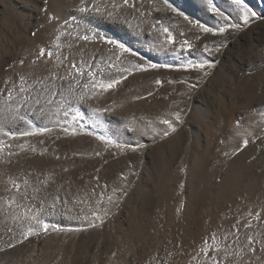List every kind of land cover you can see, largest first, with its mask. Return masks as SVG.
<instances>
[{"label":"bare ground","instance_id":"bare-ground-1","mask_svg":"<svg viewBox=\"0 0 264 264\" xmlns=\"http://www.w3.org/2000/svg\"><path fill=\"white\" fill-rule=\"evenodd\" d=\"M22 1L15 0V17L16 19H19V25L17 29L14 28L15 34H11L13 36L15 35L14 42L17 48V52L15 51L14 53H9V51L7 52L8 49L6 50V52H0V90L5 89L9 91L13 88V86H16L18 92L20 77L24 76L27 81L26 86H31L32 90L30 93L24 94L30 95L31 99L24 103V106L19 109V113H24L25 111L28 112V114L24 113V115H28V119L27 117V120L24 119V121H27V124L25 127L21 128V132L35 131L39 128L51 129V131L49 132L41 133L44 135L33 137L32 139V143L34 142V144H37L36 147H39V151L41 152H35V156L33 157L31 164L30 162L28 163L31 166L33 165L35 170L39 172V175H34L33 178H41L42 182H48L50 185L47 188L49 189V192L52 196H54L53 194L56 193V191H59L60 193H62V196L63 194L65 195L66 200L73 202V204H81L84 210V214L85 212L92 211L93 209H95V211H102L105 209L104 207H107V205H111V202H109L108 200L109 195L106 194L105 191H103L102 189L100 190L98 187H95V189H93L94 193L89 196L87 192L77 189L76 186L78 187V185H68L66 180L67 178L60 175L62 174V172L59 173L54 169L49 168V163L46 161L47 156H52L55 154L57 155V153L60 154V156L65 155V153H62V150L64 149L63 144L61 143L62 141L58 140L57 138H53V136L57 132V129H59V126L62 124V122L65 121L67 117L74 115V113L77 111H79L84 117V119L82 120L89 121L91 123V126L94 130L101 132L106 136H112L117 140H123L124 138L122 130L124 129L125 120L127 118L126 115H128V121H137V124L142 127L143 120L141 119V117H139V115L137 117V115L134 113V107L136 106V104H133V100L137 98L138 95L143 96L142 93H139L140 90H136L134 92L129 91V94L125 93L124 97L121 98L118 93H109L99 96L100 89L93 90L89 88L85 90L82 89L81 86L85 83H90L91 81V77L88 76L87 72H95L97 69L102 68L108 62L112 61L118 56V52H111L109 45H104L100 41L102 40V37H111L113 35L117 36L120 41L124 42L123 44L125 46L134 48L139 52H145L148 48H151L153 51H155L157 46L155 43L159 42L160 44H162L161 41L163 42L164 39L167 38V35L162 31V29L164 27H167L169 31L171 30L168 24H165V22L162 21L163 18L161 21H159L160 18L155 11V6L154 8H152V6L153 4H159L169 9V11L171 10V8L167 6V2H165L166 0H143L144 4L141 3L140 6L137 5V0H129L128 4H125L124 0H92L90 2V7H99L100 12H96V16L92 19L85 20L82 17L75 16L67 22H64L58 26L57 34L52 41V44L55 48V50H52L53 62L47 74L44 76H40L37 72V66L36 64H34L37 62L23 66L19 65V56L23 54L22 52L31 42V36L29 35L30 33H28V22L26 25L24 18L25 16H27L26 18L30 19L33 16V10L35 9L34 11H36L38 9V0H30L31 2H33L31 4L32 8L29 7L30 4H28L29 6L27 8V4H23L24 1ZM208 1L211 2L213 0H171L170 2H173L172 6H178L181 9H185L189 6L193 8H202L203 5H205V3H207ZM214 1H217V3L220 4L224 0ZM263 1L264 0H244V6L249 7L255 6L257 4L260 5L261 3L263 4ZM113 4H115L117 7L113 8ZM206 6L208 7V5ZM221 6H223V4ZM202 9H204V7ZM237 9L241 10L242 7L237 6ZM23 10H25V12ZM109 13H113V15L110 16ZM10 14L12 13L10 12ZM104 16L106 17L104 18ZM61 33H64V35L61 36ZM84 35H88L89 39L84 40L82 38ZM58 36L60 37L59 41H57ZM204 37L205 36H201L199 37V39H197L198 44L199 42H203L205 40ZM0 42H2V40ZM216 42L218 43V40ZM262 42L264 43V39L262 40ZM57 44H59L58 48L56 47ZM258 46V44L250 42L244 49L245 56L247 57V59L245 58L246 62L253 70L249 72L242 71L240 73L233 67L228 75H222L220 83H218V85H215L221 88H219V92H215L216 90L214 91V103H209V105H206L204 109H199L200 112L198 114L194 115L196 116L197 121L195 136H193V138L186 142V144L184 143L185 145L189 146V149H187V156H185V160H183V162L185 161V164L183 165L187 166L188 168L185 178H178V175L181 172L182 165L178 163V159L174 158V156L165 161L163 165L159 169H157V171H155V169L144 172L146 174V176L144 177L146 178L144 179L145 181L142 179L143 182H141L139 188L138 186H136L137 188L135 187L136 189H134L133 193L131 192V195H133L131 197L132 202L129 200L130 198H127L125 201V208L126 210H128V217H126L128 221H125L128 224L130 223V225L124 223V218L123 220L118 219L119 222L115 226L117 227V232L114 231L116 232V234H114L113 231L110 232V235L105 230H102L100 232L102 237L104 236L106 238V250L109 253L104 261L101 260L100 264H109L110 262H113V264H139L141 260L142 262L148 261L149 264L210 263L211 260L204 256L201 249L205 247V241H208L210 246L212 245V242H210L212 241V234H215V236L218 235L219 237H227L226 240L222 239L226 242L229 239L227 243L225 241H221V244L218 245L221 247V249L227 248L228 252L234 251L236 253V251L234 250L235 246L232 240L233 238H235L234 236L236 234L234 235L233 232H235L236 228H239L241 230L240 236H244L246 232L251 230V227H246V225H248L247 218L249 216L247 209H252L255 213H259V215L264 217V173L259 179L251 181L250 178L246 177L240 169V164L244 162H251L249 160L251 152L243 153L241 151V147H243L244 145V139L248 140L253 135L257 136L258 132L263 131L264 126V107H254V109H252L253 104L259 103L260 105L264 103V48L258 51ZM4 47L7 46L4 45ZM66 54H72L74 56L73 60L75 62L78 61L77 63L79 64V68L84 72V75L82 77L76 72L74 68L68 67V62L64 58ZM151 54L153 55L154 53ZM13 58H16V63L13 65L10 71H5L6 67L4 68V66L12 62L13 60L11 61V59ZM254 58L256 59V61L253 60ZM138 59L140 58L138 57ZM138 64L139 63L137 57L131 54L127 56L126 59H124L122 67H126L131 69L132 71H136L139 69L136 67ZM8 66L10 67V65ZM108 70L107 73L96 75V82H99L101 78L107 81L110 79H117L121 75H127V73H118L114 68L111 70L108 68ZM53 73H55V77L53 76ZM149 74L150 72L142 75L137 74V76H135V82L140 83L142 81H145L146 77H149L151 75ZM7 78L9 79L8 82L6 81ZM77 80H79L80 86H78ZM37 81H42L47 85L48 89L52 90V92L44 91L42 84L36 83ZM70 87L73 89L71 93L67 91ZM38 91L39 96L37 97ZM82 91L87 92L88 94L85 96L84 100H79L77 97ZM93 92L95 94H93ZM17 98L18 100H20L21 96L17 95ZM37 99H39L38 104L35 103ZM241 102L243 106L242 104L237 105ZM153 110L151 112H153ZM65 112H67L68 115H65ZM7 114L8 113H5V116ZM10 115L11 114H8L7 117H10ZM5 116L3 117L5 118ZM143 119H145V117ZM18 122L19 120L17 121V123ZM133 124L135 125L134 122ZM16 125L17 124L15 121V126ZM140 126H138V128H141ZM3 127L5 126L3 125ZM144 127L146 128V125ZM151 127L153 128L154 126L152 125ZM154 129L155 128H153V131ZM0 135L4 136L2 133ZM25 137L27 138V136H18L16 139H12L11 141L17 142L19 144L23 142L24 145ZM82 137H79L70 143L80 144L84 147H87L86 142ZM202 137L205 138L204 144H202ZM5 139L8 140L9 138L6 137ZM181 139L182 137H176L174 138V142H176L178 145H181ZM10 144L12 146V143ZM16 146L18 147V145H15V147ZM10 151H12V149ZM233 154H235L236 156L234 161L230 163L228 161ZM182 159L184 158L182 157ZM14 162L16 163V161ZM215 162H219V164L223 162L222 164H224L226 167L225 168L223 166L225 168L226 176L222 178V180L218 183H216L215 180L219 175V171L217 172L219 166H211V164ZM11 165L9 164V166ZM14 165L12 166L14 167ZM16 166H18V164H16ZM65 167H67L68 169ZM65 167L64 168L69 171L67 172L66 170H64V173H67L65 175L69 177L70 175H72L70 173V168L68 167V164H66ZM1 168H4V166L0 167V169ZM8 168L10 169V167ZM6 170L8 171V169ZM13 171L15 172V169ZM8 172L5 171L4 174L7 175ZM11 176H13V174ZM5 177L7 178V176ZM8 179H10V177H8ZM2 180L1 182L3 183ZM34 180L35 179H33V181ZM174 184L177 185L175 186ZM2 186H0V188ZM29 188L31 187H28V191ZM31 190L32 191H30V193L33 192V189ZM178 191H183L184 194L177 200H175V194ZM21 192H23V190ZM101 193H103V202L101 204H97L96 202L98 199H100ZM30 195L32 196V194ZM30 195L28 194L29 198H34V196L31 197ZM36 195L37 197L35 198L41 201L42 195H38L37 193ZM63 199L64 198H62V200ZM25 200L26 201H22H24V203L26 202L27 204L29 200ZM142 200H145L146 203L143 202V204ZM31 201L35 203V200ZM39 203L41 205V202ZM37 204L38 203L36 202V205ZM136 205H138L139 207H136ZM160 205L162 206L163 210L159 209L158 206ZM34 207L33 209H35ZM6 217H3L4 220ZM78 217L79 216H77V218ZM4 220H0L1 224ZM9 220H11V218ZM10 235L11 234H9L8 236ZM57 236H52L49 242H46V248L48 250L50 249L49 251H51V254L47 259H41L42 257L37 255L32 257V247L30 246L26 250L25 248L28 245L23 244L24 246L19 248L17 247L16 250L19 249L18 251H21L20 253L23 252L24 254L27 251H31L30 257H32V259H30V262L28 263L27 259L29 258V256H27L28 258H25V256L22 254L24 258L21 259V256L20 261H24V264H51L50 262H55L54 264H92L93 260L89 257L90 250H83L79 239L78 242L70 240V238V241L66 242L64 239V241L59 244V242L57 241L59 236L58 238ZM108 237L109 242L107 241ZM137 242L140 246H138ZM40 249L42 248L40 247L39 250ZM53 249L60 251H62V249L66 250L61 261H59L61 258L58 259V254L60 253H56V251H54ZM13 250L15 249L13 248ZM81 253L83 255H81ZM220 253H223V251H221ZM2 254H0V264H13L15 262L13 261L12 263L11 261L10 263V258L15 256V254L17 255L16 252L10 251L6 252L3 255ZM214 254L217 256L215 251H210L208 255L209 257H211ZM238 257L239 261H236L237 264H264L263 257H252V261L247 258H242L240 256ZM14 258L18 259L19 257ZM55 258H57L58 260H56ZM233 262L234 261L229 260L228 264H236ZM21 263L23 264V262Z\"/></svg>","mask_w":264,"mask_h":264},{"label":"rangeland","instance_id":"rangeland-1","mask_svg":"<svg viewBox=\"0 0 264 264\" xmlns=\"http://www.w3.org/2000/svg\"><path fill=\"white\" fill-rule=\"evenodd\" d=\"M23 1H22L23 4H27L26 5L27 8L29 6L28 4H30L29 7L32 8L31 4L33 2H31L30 0H23ZM91 1L92 0L89 1L88 0H38L37 2L38 9L36 8L37 9L36 11H34L35 9L33 10V16L30 19L26 18L27 16H25L24 18L26 25L28 22V28H29L28 33H30L29 35L31 36V42L22 52L23 54L19 56L20 57L19 61H23V64L19 62V65L22 66L29 65L31 63H34L35 61L37 62L34 64H36L37 66L38 75L40 76L46 75L53 62V57L51 58L47 57V51L55 50L52 41L54 40L55 35L57 34L58 26L64 22H67L68 20L72 19V17L75 16L82 17L85 20H89L95 17L96 11L95 9H93L94 7H90ZM170 1L171 0L165 1L167 2V6L171 8L170 11L166 7L161 6L159 4H153L152 8H154L155 6V11L158 17L160 18L159 21H161L163 18L162 21H164L165 24H168L171 30L170 32H172V35L174 36L175 34L174 43L172 44L167 43L166 42L167 38H165L163 42L161 41L162 44H160L159 42L158 43L154 42L157 45L155 51H153L151 48H148L145 51L146 53L139 52L134 48L125 46L126 48L130 49V52L120 55L119 49L116 48L115 45L107 43L108 40H114L117 43L123 44L124 42L120 41L117 36H114L112 33L113 36L102 37V40H100L104 45H109L111 52L113 51L115 53L118 52L117 55L120 56V61H119L120 67L123 66L122 63L124 59H126L127 56L131 55V53H135V56L137 57L139 63L138 65L140 66V68L136 71H132L133 75L132 74L127 75V78L123 79L122 82L119 83L115 88L110 89L108 91H103L100 89L99 96L106 95L109 93H115V94L118 93L120 97L123 98L125 93L129 94L130 92L140 90L139 93H142L143 96L138 95L137 96L138 99L135 98L133 100V104L134 105L136 104V106L134 107L135 108L134 113L137 115V117L139 115V117H141V119L143 120V125L141 124L142 127L137 124V121L136 122L133 121L135 125L133 124V122L128 121V115H126L127 121L124 118L125 125H124V129L122 130L124 138L123 140H117L112 136H106L103 133L94 130L89 121L77 120L74 122L72 119L73 115H71L69 116L70 118L67 117V119L62 122V124L60 125L61 127L59 126V129H57L56 132L58 134L55 133L54 134L55 137L53 136V138H57L58 140L62 141L61 143L63 144L64 147L62 153H65V155L60 156V154L57 153V155L55 154L46 157V161L49 163L50 166L49 168L54 169L59 173L62 172V174L60 175L65 176L67 178L66 180L68 185L70 186L78 185V187L76 186V188L79 190H83L84 192H87L89 196H91V194L94 193L93 189H95V187H98L100 190L102 189L103 191H105L106 194L111 196L112 199L114 198L113 200H111V205H107V207H104L105 209L102 211H95V209H93L92 211L85 212L84 214L83 212L84 210L81 204L80 205L78 203L73 204V202L66 200L65 195L63 194L62 196V193H60L59 191H58L59 193L56 191V193L53 194L54 196H52L49 192V189L47 188L50 185L48 182L45 183L42 182L41 178L39 179L33 178L34 175H39V172L36 171L33 165L31 166L30 164L32 162L33 157L35 156V152H39V153L41 152L39 151L40 148L36 147L37 144H34V142L32 143L33 141L32 139L33 137L41 136L44 134L38 133L34 136L32 135V137H28V136L27 138L25 137L24 149H21L19 147V145L23 144V142L20 144L17 142H12L11 141L12 139H8V140L5 139L7 136L4 137L5 135L4 136L0 135L1 136L0 141H4L7 144L12 143L11 146L12 151H10L11 150L10 148L9 149L5 148L3 152H0V167L4 166L5 168V169L1 168L2 170L0 169V174H2L0 175V182L5 176H7V178L5 177L2 180L3 183L2 182L0 183V186L4 184L2 186L3 188L1 187L3 191L0 188L1 189L0 196L1 197L5 196L4 198L7 199L10 195L16 194L15 190H13L11 193L6 192L4 190L6 186L10 187V185H8L7 182L9 181L8 177L10 178L12 177V179L19 178L16 181L21 185H23V181L27 179L29 181L28 187H31L29 188V191L27 188V192L29 195L32 194V196L30 195L31 197L34 196V198H29V197L27 198L29 200V201L27 200L28 201L27 204L29 203L28 205H30L32 208L34 207L35 204L34 207L35 209L39 207L42 208L43 211L41 212L42 215L41 218L45 223L50 225L48 232L46 233L40 232L39 235H32L29 238L24 239L23 235H21L22 228L19 224V221H17V223L16 222L14 223L11 216L9 217L10 215L9 213L12 210L7 208H5L4 210H0V214H1L0 220H4L3 217L7 216L5 218V220L7 219L6 222L5 220L3 221L5 223L2 222L1 224L0 222L1 224L0 229H2L0 230V240H1L0 254H2L3 252H4L3 254H5L6 252H10V251H14L17 253V255L15 254V256L11 257L12 259L10 258V263L11 261L12 263L13 261H15L14 262L15 264H20L21 262H23L24 264V261L22 260L20 261L21 256H22L21 259L24 258V256L25 258H28L27 256H29V258L27 259L28 263L30 262V259H32V257L36 255L41 256L42 257L41 259H47L48 256H50L51 251H49L50 249L48 250L46 248V242H49L51 237L55 235L59 236V238L57 236L58 238L57 241L59 242V244H61L62 241H64V239L66 242L70 240L78 242L79 239V241L81 242V246L83 247V250L84 249L85 251L86 249L90 250L89 257L93 260L92 264H100L101 260L104 261L109 253L106 250V246H107L106 238L104 236L102 237L100 232L102 230H105L109 235L111 234L110 233L111 231H113V233L116 234L117 227L115 226L119 222V220L121 219L123 220L124 218L123 221L125 220L128 221V219L126 218L128 217V210H126L125 208V203H126L125 201L127 198H130L129 199L130 201L132 200L131 197L133 195H131V192L133 193L134 189L137 188L136 186H138L139 188L141 182H143V180L146 179L144 178L146 176L144 172L155 169H156L155 171H157V169H159L165 161L169 160L170 157L174 156V158L178 159V163L182 165L181 172L178 175V178H185V176L187 175L188 168L187 166L183 165L185 164V161L183 162V160H185V156H187L186 154L188 153L187 149H189V146L185 144L191 138H193V136H195L197 129L196 116L194 115L198 114L200 110L204 109L206 105H209V103H214L213 102V100L215 101L214 91L216 90L215 92H219L218 90L219 88H221L215 85H218V83H220V79L222 75L224 74L228 75V73L231 71V69H233V67L237 69L240 73L242 71L249 72L253 70L246 62L247 57L245 56L244 49L246 45L250 42L259 45L258 51L264 48V43L262 42V40L264 39V1L263 4L261 3L260 5L257 4L255 6H249V7L247 6L248 8L246 7L249 13L247 22H245V20L243 19V15H244L243 9L241 10L237 9V6L233 3V0H224L220 4L214 0L211 2L208 1L207 3H205V5H203L204 9H202L203 7L193 8L189 6L186 7L188 10L185 7L184 8L186 10L183 8L181 9L178 6H172L173 2ZM136 3L137 5L140 6L141 3H143V0H137ZM222 4L223 6H221ZM206 5H208V7ZM14 6H15V0H0V35H1L0 39L2 40V42H0L1 53H3L4 51L6 52L7 49H8L7 52L9 51V53L12 52L14 53L15 51L17 52V48L14 42L15 35L14 36L11 35V34H15L14 30L17 29L19 25L18 22L19 19H16L15 17L16 9H14ZM81 8H88L89 11L82 12L80 10ZM23 11L25 12V10ZM10 12L12 14H10ZM252 13H254L255 15H252ZM105 17L106 16H104V18ZM170 24L173 26H171ZM226 24L235 25L236 27H230L223 34L204 33L201 31L202 27H210L215 30L225 26ZM189 36L192 38H190ZM201 36L202 37L205 36L204 37L205 40L203 41L204 43L199 42L198 44L197 39H199V37ZM184 40H188L192 44V46H194L192 47L191 51L182 50L180 48V44ZM217 40L218 43L216 42ZM4 45H6L7 47H4ZM206 46L210 51L207 52L204 51ZM41 49H44L46 54L44 57L38 58ZM149 53L150 54L154 53V54L150 55ZM73 57L74 56L72 54H66V56L64 57L68 62V67L72 68L73 64L79 67V64L77 63L78 61L75 62L73 60ZM138 57L140 59H138ZM255 58L253 60L256 61L257 58L256 59ZM11 61L12 62L4 66V68L6 67L5 68L6 70L4 69L5 71L11 70L13 65L16 63V58L11 59ZM116 62H117L116 58H114L112 61L108 62L102 68L97 69L94 73L96 75L107 73L109 71L108 68L110 70L113 69L110 68L109 65ZM201 63L205 64V67L203 69L192 67V65H199ZM153 64L157 65V67H151V65ZM8 65H10V67ZM148 72H150V74L152 72L153 73L151 75L149 74L150 76L146 77L145 81H142L140 83L135 82L136 81L135 76H137V74L142 75V74H147ZM6 81L8 82L9 79L7 78ZM157 81H160V83H157ZM3 90H0L1 91L0 93L3 92V95H1L0 97V101L4 99V97L7 95L8 92V90L5 89ZM118 91H120L121 93ZM16 99L18 100L17 96ZM241 104L242 102L240 104L238 103L237 105H241ZM263 104L259 105V103H255L253 104L252 109H254V107L263 108L264 107ZM3 107H4L3 104H0V108L3 109ZM152 110L153 112H151ZM0 112H1L0 114V120H1L2 118H4L3 116H5V113L2 111ZM24 113L28 114L27 111H25ZM24 113L22 112L20 114L24 117L25 120H27L28 115L27 114L24 115ZM151 114L154 116H152ZM177 114H179V119H177ZM144 117L146 120L143 119ZM7 118L8 119L5 118L2 119L3 120V121L1 120L2 122L0 121V127L5 129L4 131L6 130L12 131L13 133L17 131L16 133H19L21 132V128L25 127L27 124V121H24V119L23 121L19 120L20 123L19 122L17 123L18 120H15L17 124L15 126V121L11 119V115L10 117L8 116ZM166 119L172 122V127H169V125L163 123V121ZM150 124H152L154 126L153 128L156 129V130L154 129L155 132L153 131V128L151 127L152 125ZM3 125L5 127H3ZM137 125L140 126L141 128H138ZM145 125L146 128L144 127ZM173 127L175 128V131L172 130ZM63 128L68 129V131H64ZM73 130H75V134H71ZM173 135L174 138L182 137L181 140L183 144L181 143V145H178L176 142H174ZM76 137L77 138L82 137L85 140L87 147H84L80 144H71L70 142L77 139ZM99 137H104L105 139L102 140ZM202 140H203L202 144H204L205 138L202 137ZM15 145H18V147L16 146L17 147L16 148ZM32 149H35V151H33ZM241 151L243 153L251 152L249 159L251 162L250 163L244 162L240 164V169L242 173L246 177H249L251 181L252 180L255 181L259 179L264 173V126H263V131L258 132L257 136L253 135L251 136V138L248 139L247 146L243 145V147H241ZM9 152H11L12 155H9ZM181 156L184 159H182ZM235 156L236 155L233 154L228 162L232 163L235 159ZM14 161H16V163ZM29 162L30 164H28ZM222 163L219 164V162H215L211 164V166L214 167L219 166L217 169V172L219 171L218 172L219 175L215 180L216 183L220 182L222 178L226 176V172H225L226 167ZM9 164L14 165V167L16 166V164H18V166H16L17 168L16 167L14 168L12 165L9 166ZM66 164H68V167L70 168V173L72 174L69 177L65 175L67 173H64V170H66L67 172L69 171L67 170L68 168L65 167ZM147 165L151 169H149ZM8 167H10V169ZM64 167L67 169H65ZM6 169H8V171L10 172H8ZM14 169L15 172L13 171ZM5 171L8 172L9 174L8 173L7 175L4 174ZM11 171H13L14 173ZM12 174L13 176H11ZM31 177L36 181L35 180L33 181ZM32 185L33 187L36 185L34 188L40 189V191L37 194L42 195L41 201L35 198L37 197L36 193L34 192L30 193V191H32L31 189H34ZM174 185L176 186L177 184ZM22 190L24 191L23 187L21 188V191ZM183 194H184L183 191H178L175 194V200H177ZM56 197H59L60 199L59 201L56 202L57 205L55 212L54 214H49V212L51 211L50 205L54 202V199ZM19 198L20 197L18 196V199ZM62 198L64 199L62 200ZM31 200H35V203ZM24 201L21 202L24 203ZM65 201L66 203L64 204ZM36 202L38 203L37 205ZM39 202H41L42 206L40 205ZM143 202L146 203L145 200L144 201L142 200V203ZM24 204L27 205L26 202ZM139 206L136 205V207ZM158 207L160 210H163L161 205ZM20 210L21 209H16L17 212H19ZM79 211L81 212V215ZM247 211L248 213H252V215L248 214L249 216L247 218L248 225L249 224L251 225V230L246 232L244 236L243 235L240 236L241 230L239 228L235 229V232H233V234L234 235L236 234L238 237L235 235L234 236L235 238H233L232 240L235 246L234 250L236 251V253L234 251H230L229 253L231 255H229V259L227 261H224L223 253L215 252L217 254V259L221 261V264H228L229 260L234 261L233 263H236V261H239L238 256L242 258H247L250 261L253 260L252 257H256V256L258 258L260 257L264 258V250H261L262 245H264V217L259 215V219H256L257 213H255L254 210L247 209ZM77 216H79L78 217L79 219L77 218ZM98 216L100 218H97ZM8 217L9 219L11 218L12 222L11 220L8 219ZM101 218L103 220V223H101ZM126 221L124 223L128 224ZM128 225H130V223ZM9 234L11 235L8 236ZM216 236H217L216 238L217 244H221V241L226 240L224 236H222L224 238L219 237L218 235ZM250 236L253 238V243L251 245L248 244V237ZM109 237L107 239L108 242H109ZM18 241H22V243H19ZM10 244H14L15 247L12 248L9 247ZM23 244L28 245L25 248L26 250L31 246L33 252L31 253V251L30 252L27 251L26 252L27 255H26V253L25 254L23 252L20 253L21 251H18L19 249L16 250L17 247L19 248L24 246ZM137 244L138 246H140L138 242ZM40 247L42 249L39 250ZM250 247L255 248V252H250L249 251ZM13 248L15 250H13ZM241 249H243L242 253H241ZM53 250L56 251V253H60L62 255L61 257V255L58 254V259L61 258L59 260L61 261L64 257V253L66 252V250L65 249H62V251L56 249ZM30 253L33 254L32 257H30L31 256ZM81 255L83 254L81 253ZM14 257L17 258L19 257V258L15 259ZM220 257L222 258V260ZM55 259L58 260L57 258ZM50 263L54 264L55 262H50ZM140 263L149 264L148 261L142 262V260L140 261ZM109 264H113V262H110ZM157 264H163V263H157ZM205 264H211V262Z\"/></svg>","mask_w":264,"mask_h":264},{"label":"snow or ice","instance_id":"snow-or-ice-1","mask_svg":"<svg viewBox=\"0 0 264 264\" xmlns=\"http://www.w3.org/2000/svg\"><path fill=\"white\" fill-rule=\"evenodd\" d=\"M129 0H124L125 4H128ZM233 3L238 6V7H242L244 15H243V19L245 20V22H247L248 20V16L249 13L246 9V6H244V0H233ZM96 12H100V8L99 7H95L93 6ZM117 7L115 4H113V8ZM82 12H86L89 11L88 8H81L80 9ZM109 15H113V13H109ZM252 15H255L254 13H252ZM230 27H236L235 25H229L226 24L225 26L219 28V29H213L210 27H202L201 31L204 33H213V34H223L224 32H226ZM162 31L167 35V40L166 42L169 44H172L175 42L174 37L172 35V33L169 31V29L167 27H164L162 29ZM64 33H61V36H63ZM84 40H88L89 36L88 35H84L82 37ZM94 38V37H93ZM60 37H57V41H59ZM107 43L115 45L116 48H118L120 50V55H123L124 53H128L130 52V49L126 48L124 44L122 43H117L114 40H108ZM56 47H59V44L56 45ZM192 44L188 41V40H184L181 44H180V48L182 50H186V51H191L192 49ZM204 51H210L207 46L205 47ZM45 50L41 49L39 52V57H44L45 56ZM132 55H135V53H131ZM53 56V51L49 50L47 51V57L51 58ZM116 63H112L109 65L110 68H114L118 73H127V75H131L132 74V70L126 67H120L119 66V61H120V56L118 55L116 57ZM35 62V61H34ZM21 64H23V61H20ZM82 63V62H81ZM137 68H140L139 65L136 66ZM151 67H157V65H151ZM192 67H197V68H201L203 69L205 67L204 63H201L199 65H192ZM72 68H74L76 70V72L82 77L84 75V72L82 69H80L79 67H77V65L73 64ZM127 75H121L119 78L117 79H110L105 81L103 78L100 79L99 82H96V74L94 72H89L88 76L91 77V81L90 83H85L83 84L81 87L82 89H101L103 91H108L110 89L115 88L119 83L122 82L123 79L127 78ZM53 76L55 77V73H53ZM36 83H40L42 84L43 90L44 91H48V92H52V90L47 88V85L44 84L42 81H37ZM157 83H160V81H157ZM77 84L79 85V80H77ZM27 85V81L25 79L24 76L20 77V83H19V90L17 92V88L16 86H13V88L11 90H9L7 92V95L4 97V99L2 101H0V104H3V109H0V111H3L5 113H10L11 114V119L13 121L15 120H23L24 117L22 115H20L19 113V109L22 108L24 106V103H26L29 99H31L30 95H24L25 93H30L32 90L31 86H26ZM69 93H71L73 91V89L70 87L67 90ZM87 92L82 91L79 95H78V99L79 100H84L85 96L87 95ZM93 94H95L93 92ZM0 95H3V93H0ZM20 95L21 99L17 100L16 96ZM39 96V91L37 92V97ZM51 102V101H49ZM35 103H39V99H37L35 101ZM65 115H68L67 112H65ZM5 119H7V116L5 117ZM73 121H77V120H82L84 119V117L82 116V114L77 111L74 113L73 117H72ZM177 119H179V114H177ZM163 123L169 125V127H172V122L170 120H164ZM173 131H175V128H172ZM51 131V129L49 128H39L36 129L35 131H25V132H20V133H13L12 131H4L3 128H0V133H2L3 135L7 136L9 139H16L18 136H32V135H36L38 133H44V132H49ZM64 131H68V129H64ZM71 134H75V130L72 131ZM167 134V133H165ZM100 139H105L104 137H99ZM244 145L247 146L248 144V140L244 139L243 141ZM19 147L21 149H24L25 145L21 144L19 145ZM5 148H11L10 144L5 143L4 141H0V152H3ZM33 151H35V149H32ZM9 155H12L11 152H9ZM8 185H10L11 187L6 186L5 187V191L11 193L13 190H15L16 194L10 195L7 199H5L4 197H0V210H4L5 208L7 209H11L12 211L9 213L13 222H17L19 221V224L22 228L21 231V235H23L24 239L29 238L32 235H39L40 232H48L50 225L45 223L43 221V219L41 218V212L43 211L42 208H38L33 210V208L30 205H25L23 204L21 201L25 200L28 198V192H27V188L29 185V181L27 179H25L23 181V185H21L20 183H18L16 180L14 179H9L8 181ZM24 188V191L21 192V188ZM106 187V186H105ZM40 191L39 188H34L33 192L34 193H38ZM18 196L20 197V199H18ZM59 197H56L54 199V202L50 205V209L51 211L49 212V214H54L55 209H56V202L59 201ZM112 197L109 196L108 200L109 202H111ZM103 202V193L100 194V199L97 200V204H101ZM66 203V201H65ZM16 209H21L22 211L17 212ZM249 215H252V213H249ZM97 218H100L99 216ZM256 219H259V213L256 214ZM101 223H103V220L101 218ZM246 227H251V225H246ZM11 230V229H9ZM59 230V229H57ZM225 239H227V237H225ZM19 243H22V241H18ZM253 243V238L250 236L248 237V244L251 245ZM205 247L201 249V251L203 252L204 256L207 257L208 259L211 260V264H221V261L219 259H217V256L213 255L211 257H209V252L210 251H215L216 253H220L221 251H223V260L227 261L229 259V255L230 253L228 252L227 248L221 249V247L216 243V236L215 234L212 235V245H209L208 241L204 242ZM9 247H15L14 244H10ZM264 250V245H262V249ZM250 252H255V248H249ZM243 252V249H241V253Z\"/></svg>","mask_w":264,"mask_h":264}]
</instances>
